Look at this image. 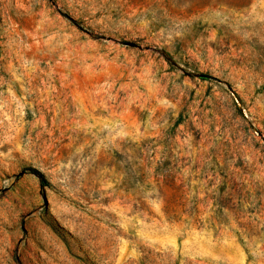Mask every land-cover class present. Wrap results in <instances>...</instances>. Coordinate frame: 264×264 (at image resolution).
Instances as JSON below:
<instances>
[{
	"label": "rangeland",
	"instance_id": "rangeland-1",
	"mask_svg": "<svg viewBox=\"0 0 264 264\" xmlns=\"http://www.w3.org/2000/svg\"><path fill=\"white\" fill-rule=\"evenodd\" d=\"M0 264H264V0H0Z\"/></svg>",
	"mask_w": 264,
	"mask_h": 264
},
{
	"label": "trees",
	"instance_id": "trees-1",
	"mask_svg": "<svg viewBox=\"0 0 264 264\" xmlns=\"http://www.w3.org/2000/svg\"><path fill=\"white\" fill-rule=\"evenodd\" d=\"M45 182L42 181V184H44Z\"/></svg>",
	"mask_w": 264,
	"mask_h": 264
}]
</instances>
